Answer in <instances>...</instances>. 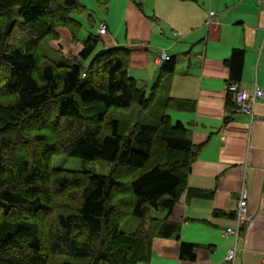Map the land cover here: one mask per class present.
I'll return each mask as SVG.
<instances>
[{"label":"trees","instance_id":"1","mask_svg":"<svg viewBox=\"0 0 264 264\" xmlns=\"http://www.w3.org/2000/svg\"><path fill=\"white\" fill-rule=\"evenodd\" d=\"M86 10L92 28L94 11L80 0H0V264H149L154 239L180 240L169 216L183 192L186 201L213 195L188 186L201 145L168 113L193 112L195 101L158 96L175 57L147 88L128 74L130 49L105 46L102 34L89 31L71 65L41 53V40L58 39L60 27L77 41L81 22L72 13ZM243 63L244 51L233 49L226 85L240 83ZM134 106L156 109L154 122L116 117ZM226 106L233 107L228 92ZM54 154L110 169L53 168ZM129 216L140 221L124 232ZM195 246L180 241V257L193 259Z\"/></svg>","mask_w":264,"mask_h":264},{"label":"crops","instance_id":"2","mask_svg":"<svg viewBox=\"0 0 264 264\" xmlns=\"http://www.w3.org/2000/svg\"><path fill=\"white\" fill-rule=\"evenodd\" d=\"M114 1L120 6L116 14L102 20L104 45L129 48L128 74L147 88L165 61L160 53L175 57L164 94L194 100L196 106L193 112L169 114L188 124L192 141L201 145L188 186L213 191L210 198L187 201L183 192L169 216L180 224V240L154 239L149 264H225L235 243L234 264H264V98L251 115L227 109L225 64L233 49L243 50L240 84L264 89V0H138L143 11L130 0ZM241 189L253 219L235 241L222 231L234 226ZM219 210L224 215L214 216ZM180 241L196 245L193 259L180 257Z\"/></svg>","mask_w":264,"mask_h":264},{"label":"rangeland","instance_id":"3","mask_svg":"<svg viewBox=\"0 0 264 264\" xmlns=\"http://www.w3.org/2000/svg\"><path fill=\"white\" fill-rule=\"evenodd\" d=\"M82 4H85L94 11L95 23L92 28L87 24V13L88 10L79 13H72V16L77 18L81 22V28L79 31L78 40L73 42L66 28H58V39L52 40L50 38H44L39 44V48L42 54L50 58L52 61L58 64L71 65L73 63V58L77 56L78 51L82 47L83 41L86 38L88 32L97 33V28L100 21L106 19L107 14L115 15V11L120 6H118L116 1L111 0L109 3L110 11H108L109 6L99 4L97 0H80ZM104 18V19H103ZM107 32V31H106ZM105 32V33H106ZM104 33V34H105ZM102 47L101 43L98 44L96 50ZM95 50V51H96ZM89 59L83 60L84 64H87ZM165 92L160 91L159 98L164 95ZM159 106V105H156ZM157 110L151 109V111H143L138 106H134L127 111H120L116 114L119 119H129L131 121H139L150 123L154 122L152 114ZM169 112H174L169 110ZM175 119V118H174ZM51 166L53 168H61L66 170H91L99 174H106L109 171V164L102 160H83L78 157L67 156L63 154H54L51 156ZM166 213L165 209L154 210L150 208L147 214L163 216ZM140 219L137 217L129 216L125 218L120 224V230L124 232L133 231L139 224ZM143 264V263H139Z\"/></svg>","mask_w":264,"mask_h":264},{"label":"built area","instance_id":"4","mask_svg":"<svg viewBox=\"0 0 264 264\" xmlns=\"http://www.w3.org/2000/svg\"><path fill=\"white\" fill-rule=\"evenodd\" d=\"M107 31V26L104 22H100L97 28V34H104ZM160 60H167L169 56L161 52L158 56ZM226 91L230 94L231 103L234 111L239 114L251 115L255 102L264 98V89L254 84L250 90L238 82H233L226 85ZM253 216L248 210V197L245 189L239 192L237 207L234 215V226L226 227L222 233L224 236L231 235L235 241L241 236V233L248 228L252 222ZM238 253L236 243L229 247L225 255V264H234L235 257Z\"/></svg>","mask_w":264,"mask_h":264}]
</instances>
